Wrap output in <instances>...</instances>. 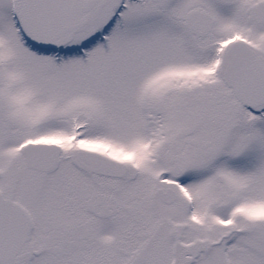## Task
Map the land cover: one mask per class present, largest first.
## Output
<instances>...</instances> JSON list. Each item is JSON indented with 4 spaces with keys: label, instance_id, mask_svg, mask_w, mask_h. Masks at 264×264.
<instances>
[{
    "label": "snow or ice",
    "instance_id": "1",
    "mask_svg": "<svg viewBox=\"0 0 264 264\" xmlns=\"http://www.w3.org/2000/svg\"><path fill=\"white\" fill-rule=\"evenodd\" d=\"M0 264H264V0H0Z\"/></svg>",
    "mask_w": 264,
    "mask_h": 264
}]
</instances>
